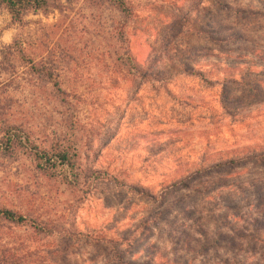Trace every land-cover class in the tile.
<instances>
[{
	"label": "rangeland",
	"instance_id": "1",
	"mask_svg": "<svg viewBox=\"0 0 264 264\" xmlns=\"http://www.w3.org/2000/svg\"><path fill=\"white\" fill-rule=\"evenodd\" d=\"M51 2L0 8V128L73 148L80 177L0 154V209L26 219L0 217V264H264V0H126L125 25Z\"/></svg>",
	"mask_w": 264,
	"mask_h": 264
},
{
	"label": "trees",
	"instance_id": "2",
	"mask_svg": "<svg viewBox=\"0 0 264 264\" xmlns=\"http://www.w3.org/2000/svg\"><path fill=\"white\" fill-rule=\"evenodd\" d=\"M51 1L52 0H0V8L7 12L12 25H21L27 13L46 11L51 5ZM108 1L122 14L123 23L125 25L132 15V8L127 4L126 0ZM9 48L17 52L30 74L44 77L52 90L61 98L68 96L61 88L58 79L48 67L37 65L23 55V49L18 40L14 39ZM121 60L128 66V70H134L132 72L133 74L139 73L133 58L127 54V52L122 55ZM139 76L145 78L146 74L140 72ZM15 150H22L30 155L40 170L50 172L61 171L65 182L69 185L76 183L80 177L79 155L73 148L60 147L58 145L39 147L33 142L30 135L19 125L6 123L0 128V154H11L15 152ZM0 217L17 224L26 222L24 216L4 208L0 209ZM34 228L38 231H46L42 225L37 223L34 224Z\"/></svg>",
	"mask_w": 264,
	"mask_h": 264
}]
</instances>
